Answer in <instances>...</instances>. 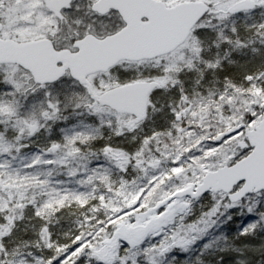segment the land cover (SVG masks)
<instances>
[{"label":"snow or ice","instance_id":"1","mask_svg":"<svg viewBox=\"0 0 264 264\" xmlns=\"http://www.w3.org/2000/svg\"><path fill=\"white\" fill-rule=\"evenodd\" d=\"M0 264H264V0H0Z\"/></svg>","mask_w":264,"mask_h":264}]
</instances>
